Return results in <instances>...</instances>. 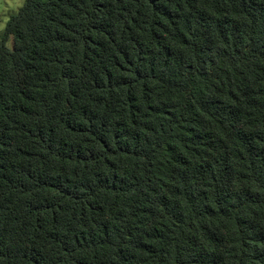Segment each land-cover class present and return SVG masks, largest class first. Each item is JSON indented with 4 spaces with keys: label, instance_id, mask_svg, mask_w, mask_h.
<instances>
[{
    "label": "trees",
    "instance_id": "trees-1",
    "mask_svg": "<svg viewBox=\"0 0 264 264\" xmlns=\"http://www.w3.org/2000/svg\"><path fill=\"white\" fill-rule=\"evenodd\" d=\"M0 264H264V0H24Z\"/></svg>",
    "mask_w": 264,
    "mask_h": 264
},
{
    "label": "rangeland",
    "instance_id": "rangeland-1",
    "mask_svg": "<svg viewBox=\"0 0 264 264\" xmlns=\"http://www.w3.org/2000/svg\"><path fill=\"white\" fill-rule=\"evenodd\" d=\"M24 0H0V37L5 27L6 22L10 16L14 15L19 7L23 4ZM8 46H12V41L9 40ZM17 77L20 83L26 82L27 77L23 73H18Z\"/></svg>",
    "mask_w": 264,
    "mask_h": 264
}]
</instances>
